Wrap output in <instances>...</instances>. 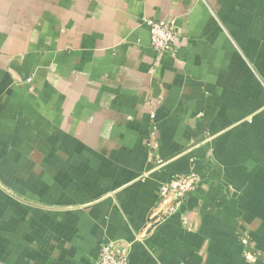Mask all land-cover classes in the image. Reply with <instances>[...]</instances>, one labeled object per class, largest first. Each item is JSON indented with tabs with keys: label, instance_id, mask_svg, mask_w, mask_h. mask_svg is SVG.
Here are the masks:
<instances>
[{
	"label": "crops",
	"instance_id": "crops-1",
	"mask_svg": "<svg viewBox=\"0 0 264 264\" xmlns=\"http://www.w3.org/2000/svg\"><path fill=\"white\" fill-rule=\"evenodd\" d=\"M169 19L157 57L145 20ZM111 241L129 264H264V0H0V264Z\"/></svg>",
	"mask_w": 264,
	"mask_h": 264
},
{
	"label": "built area",
	"instance_id": "built-area-1",
	"mask_svg": "<svg viewBox=\"0 0 264 264\" xmlns=\"http://www.w3.org/2000/svg\"><path fill=\"white\" fill-rule=\"evenodd\" d=\"M150 30L151 47L157 57L173 54L177 39V24L174 19L155 21L145 20ZM157 147L156 143H153ZM202 179L196 171L180 175L161 185L159 196L162 204L171 203V207L163 211L161 219L178 211L187 201L190 194L199 187ZM129 251L121 242L104 243L93 264H129Z\"/></svg>",
	"mask_w": 264,
	"mask_h": 264
}]
</instances>
